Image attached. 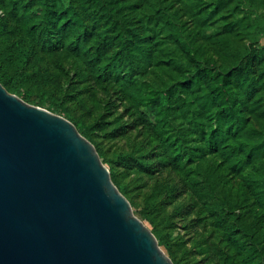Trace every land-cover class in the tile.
<instances>
[{"label":"trees","instance_id":"1","mask_svg":"<svg viewBox=\"0 0 264 264\" xmlns=\"http://www.w3.org/2000/svg\"><path fill=\"white\" fill-rule=\"evenodd\" d=\"M262 37L264 0H0V82L94 143L175 264H264ZM184 195L191 249L157 220Z\"/></svg>","mask_w":264,"mask_h":264},{"label":"water","instance_id":"2","mask_svg":"<svg viewBox=\"0 0 264 264\" xmlns=\"http://www.w3.org/2000/svg\"><path fill=\"white\" fill-rule=\"evenodd\" d=\"M0 264H175L94 143L1 82Z\"/></svg>","mask_w":264,"mask_h":264},{"label":"rangeland","instance_id":"3","mask_svg":"<svg viewBox=\"0 0 264 264\" xmlns=\"http://www.w3.org/2000/svg\"><path fill=\"white\" fill-rule=\"evenodd\" d=\"M261 40H262V43H264V37H262ZM31 100H33V101H30V102L36 103L37 102L36 96L32 95ZM68 105L71 108H74L78 115L82 114V113H85L86 110H87L86 106L83 104L82 101H80V99H78V101L77 100H73L70 103H68ZM41 106L45 107L47 109L53 110V107L47 102L42 103ZM62 115H64V113H62ZM113 118H114V116H112L110 119L112 120ZM100 133L103 134L102 132H100ZM121 138H123V137L105 139V143L107 145H111L112 146V150H114L115 147L124 145V141ZM102 139H103L102 141L104 142V138H102ZM119 170H123V166L122 165L119 166ZM133 175L134 174L131 173V175L129 177H127V178L123 177V176H120V177H121V179L123 181L126 180V179L131 181L130 179H131V177L133 178ZM166 175H169V174H166V172L162 171V173H160L159 179L163 180V178ZM135 184H136V186L134 187V191L136 193L137 192L138 193L139 192H144V189L146 190L144 185L141 184L140 180H137L135 182ZM132 186H134V183L132 184ZM148 188H149V184L147 186V189ZM140 198H141V196H140ZM184 198H185V195L182 196L181 198H178V200L175 201V202L173 201L172 203H168V202L164 203V205L161 207V209L159 211V217L157 218V220L158 221H163L164 224L166 223L165 225H172V227L165 229V232H168V233L172 234V235L169 236L170 241H172L174 243L175 240L172 239L171 237H175V236L177 237V235H182V236H184L185 238H187L189 240V241H187L185 243V247L187 249H191V246H192L191 242L192 241H190L189 237L192 236L191 234H192V230L193 229L190 226V219H189L190 217L187 215L186 209L184 207L178 209L180 207V204L186 203L184 201ZM175 209H177V211H175ZM160 218L162 220H160ZM142 220L146 223V225L149 228H151V229L153 228V224L150 221H148L147 219H144V218ZM173 222H175V224ZM160 245L166 251V253L169 255V251H168V248L166 247V245H164V244H160ZM177 248H179L178 252L181 254V249L182 248L178 247V246H177ZM195 249H197V248L195 247L193 249L194 252H195ZM178 252L176 251L177 255H178ZM187 256H188V259H185L183 261H187V263L192 264L193 260L201 259L202 254H200L199 251H198V252H195V254H193L191 252Z\"/></svg>","mask_w":264,"mask_h":264}]
</instances>
